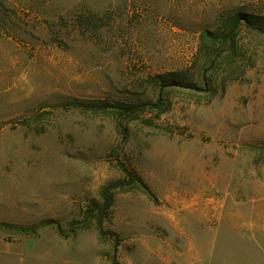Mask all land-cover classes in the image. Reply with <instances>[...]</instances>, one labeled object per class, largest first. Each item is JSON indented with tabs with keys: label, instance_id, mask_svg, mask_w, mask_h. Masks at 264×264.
Wrapping results in <instances>:
<instances>
[{
	"label": "rangeland",
	"instance_id": "1",
	"mask_svg": "<svg viewBox=\"0 0 264 264\" xmlns=\"http://www.w3.org/2000/svg\"><path fill=\"white\" fill-rule=\"evenodd\" d=\"M239 16L264 30V0H0V264H111L93 224L57 225L128 174L119 264H264V31L201 39Z\"/></svg>",
	"mask_w": 264,
	"mask_h": 264
},
{
	"label": "trees",
	"instance_id": "2",
	"mask_svg": "<svg viewBox=\"0 0 264 264\" xmlns=\"http://www.w3.org/2000/svg\"><path fill=\"white\" fill-rule=\"evenodd\" d=\"M242 21L244 22V25L246 27H250L258 31H264L262 30V28L256 25L257 23L256 20H252V18L248 16H243V17L239 16L230 19L229 26L227 30L224 31V33L217 34V32H214V30L213 31L203 30L201 32V39L202 41L209 40L214 44H217V42L229 43L231 40H234L236 35V29L240 27ZM177 85H181V84H177ZM190 87H192L193 89L202 90V88H198L195 86H190ZM69 105L75 108L89 111L91 113H98V112L114 113L120 116L121 118L130 121L134 119H138L140 113L144 112L147 109L156 111V115H159L163 113L167 108L166 103H164L162 98L160 97H158L153 104H142V105H133L127 103L112 104L107 102L83 103L76 101L71 102ZM144 122L151 123L150 120H144ZM118 126L121 127V123H119ZM120 131L124 133V129H121ZM262 147L264 148V146ZM128 175H129L128 179L113 181L102 187L100 191V196L102 201L101 202L92 201L89 204H86L83 208V218L80 221L72 222L66 232H62V230H60L59 226L57 225L59 232L64 234V236H68L74 233L77 229L89 228L93 224L96 228L99 237L101 238L107 237L111 239L113 242V254L111 256V264H119L116 258V253H117L118 245L120 243V239L116 233L105 229L104 221L109 214L110 208L113 205L115 191L126 185L142 184L140 180L131 176V174ZM46 223H53V222H46Z\"/></svg>",
	"mask_w": 264,
	"mask_h": 264
}]
</instances>
